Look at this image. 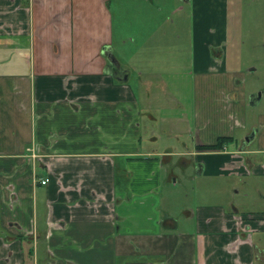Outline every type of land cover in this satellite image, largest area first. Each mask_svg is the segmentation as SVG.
I'll return each mask as SVG.
<instances>
[{"label":"crops","instance_id":"0c3cea01","mask_svg":"<svg viewBox=\"0 0 264 264\" xmlns=\"http://www.w3.org/2000/svg\"><path fill=\"white\" fill-rule=\"evenodd\" d=\"M127 1L171 24L189 4L188 35L158 27L120 57V0H0V264H264V111L247 118L264 69L247 88L229 0ZM175 162L255 181L257 206L180 221L161 207Z\"/></svg>","mask_w":264,"mask_h":264},{"label":"rangeland","instance_id":"374dc122","mask_svg":"<svg viewBox=\"0 0 264 264\" xmlns=\"http://www.w3.org/2000/svg\"><path fill=\"white\" fill-rule=\"evenodd\" d=\"M133 4L132 1L120 0V8H122L118 14L115 11V5L112 4V10L114 11V42L112 46L120 57H126L131 53V50L140 42L142 34L144 35L158 27L168 32L177 29L179 31L178 34L183 39L188 35L191 26V7L189 4H183L184 8L179 13V17L174 16V24L162 21L160 14L155 16L154 19L147 20L146 9L138 5L136 9H133V7H130ZM239 7L241 20L243 19L242 31L241 34L238 35L236 33L234 35L232 31L238 28ZM228 9L230 11L229 17H235L234 23H229V35L233 40H229L228 44L233 45V41L239 40L242 49L243 67H246V69L257 67L256 73L255 70L246 72V77L248 78L247 88L261 87L263 85L256 81L255 77L262 75L261 71L264 69V0H229ZM175 27L178 28L175 29ZM130 37L134 41L130 40ZM153 42L155 43V40L149 41L146 45L151 51L155 50L156 47ZM163 44L166 45L165 42ZM261 96V101L257 105L248 106L247 118L249 121L258 111H264V95ZM142 141L146 142L147 136L144 135ZM155 145L157 147L160 143L156 142ZM182 168L181 164L177 162L166 165L164 174L167 177L163 181L161 190V207L167 208V210L170 209L180 221L189 223L191 219L186 217L182 210L193 208L197 204L221 203L226 208H230L232 203L237 206H244V208H246L245 206L255 208L258 204L254 199L257 184L255 181L249 180L244 184L239 180L241 177L238 175L231 176L229 179L222 177L197 178L194 175L192 166H189L185 172H181ZM186 175H189V177ZM171 177L177 178L176 185H170L171 179L169 178ZM218 188H225V192L217 191ZM234 190L238 191L235 192ZM246 192H249V194L245 195Z\"/></svg>","mask_w":264,"mask_h":264},{"label":"trees","instance_id":"16d2710c","mask_svg":"<svg viewBox=\"0 0 264 264\" xmlns=\"http://www.w3.org/2000/svg\"><path fill=\"white\" fill-rule=\"evenodd\" d=\"M229 138L225 136L218 137L213 143L209 144H197L196 149L200 151H213L220 150L223 148L224 144L228 141Z\"/></svg>","mask_w":264,"mask_h":264},{"label":"water","instance_id":"95a60500","mask_svg":"<svg viewBox=\"0 0 264 264\" xmlns=\"http://www.w3.org/2000/svg\"><path fill=\"white\" fill-rule=\"evenodd\" d=\"M108 58H109V60H110V62L112 63V64H116L117 63V61L115 60V58H114V56L112 55V54H109L108 55ZM118 64V63H117ZM258 100H259V94H255V95H251V99H250V104H256L257 102H258ZM253 133H254V130H252L251 131V133H250V137H252L253 136ZM249 139V136H247L246 138H245V140L247 141Z\"/></svg>","mask_w":264,"mask_h":264},{"label":"built area","instance_id":"2783aa9c","mask_svg":"<svg viewBox=\"0 0 264 264\" xmlns=\"http://www.w3.org/2000/svg\"><path fill=\"white\" fill-rule=\"evenodd\" d=\"M46 181H47V179L40 180L41 183H45Z\"/></svg>","mask_w":264,"mask_h":264}]
</instances>
